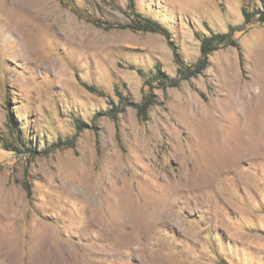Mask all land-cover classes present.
<instances>
[{"label": "rangeland", "instance_id": "1", "mask_svg": "<svg viewBox=\"0 0 264 264\" xmlns=\"http://www.w3.org/2000/svg\"><path fill=\"white\" fill-rule=\"evenodd\" d=\"M262 11L264 0H0V264H264ZM133 12L161 31L133 30ZM238 26L236 47L200 74L152 82ZM59 140L73 147L52 149Z\"/></svg>", "mask_w": 264, "mask_h": 264}, {"label": "trees", "instance_id": "2", "mask_svg": "<svg viewBox=\"0 0 264 264\" xmlns=\"http://www.w3.org/2000/svg\"><path fill=\"white\" fill-rule=\"evenodd\" d=\"M132 9L133 7H130ZM135 19L132 21V24L130 27L133 30L139 31V32H150V33H157L161 31V26L153 21L146 18H142L139 14H135ZM243 17H244V24L250 23L252 17L255 15V13L247 12L246 10L242 11ZM259 19L264 22V11L259 13ZM242 26L238 27H232L228 31V33L220 34L215 33L211 34L208 37H203L200 39V45H199V51H200V57L197 60L196 63H194L191 67H186L184 69H180L178 71L177 78H167L163 72H161L158 68L153 71L154 78L152 82H160L162 84H167L170 87H176L178 83L182 80H187L189 78L195 77L196 75L200 74L204 69L207 67V59L208 56L215 50L221 48V47H236V38H234V33L237 31H241ZM122 104H124V101H122ZM153 104L152 98L149 96L145 97V100L142 104H136L133 105L136 109L138 115L145 114L148 107H150ZM10 125L12 126V129H14V125L9 121ZM83 125L82 122H77L76 127L78 129H81V126ZM15 134L17 139V144L21 146L24 143L20 142V133L18 132L17 128L15 127ZM74 144V140H67L66 142H62L61 140L57 141L55 144H53L52 149H60V148H72ZM25 192L27 196L30 195L29 187L27 185L24 186Z\"/></svg>", "mask_w": 264, "mask_h": 264}, {"label": "bare ground", "instance_id": "3", "mask_svg": "<svg viewBox=\"0 0 264 264\" xmlns=\"http://www.w3.org/2000/svg\"><path fill=\"white\" fill-rule=\"evenodd\" d=\"M17 10H23L22 8H17ZM20 12H24V10L23 11H20ZM23 15V14H22ZM11 24V23H10ZM13 25V24H12ZM12 27V26H11ZM15 27V26H14ZM9 28V27H8ZM16 28V27H15ZM6 29H7V27H6ZM14 31V30H13ZM13 34H15V33H13ZM19 35V34H18ZM22 35V34H21ZM17 38H18V36H17ZM18 40V39H17ZM20 40V39H19ZM23 43V42H22ZM21 43V44H22ZM19 44V43H18ZM24 44H25V42H24ZM28 44V43H27ZM20 45V44H19ZM26 47V46H25ZM21 48V47H20ZM23 48H24V45H23Z\"/></svg>", "mask_w": 264, "mask_h": 264}]
</instances>
